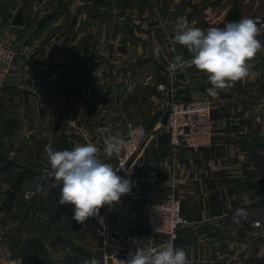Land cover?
<instances>
[{
    "label": "crops",
    "instance_id": "obj_1",
    "mask_svg": "<svg viewBox=\"0 0 264 264\" xmlns=\"http://www.w3.org/2000/svg\"><path fill=\"white\" fill-rule=\"evenodd\" d=\"M91 2L66 0L65 21H62L69 31L64 41H57L59 31L48 40L37 35L29 40L19 35L17 39L7 36L5 40L17 49L18 68L0 89L3 102L8 110L18 112L24 126L45 127L37 134L41 141H49L54 151L70 150L77 143L103 142L99 130L104 128L109 129L110 135H125L130 122L123 117V111L128 103L137 99L141 90L152 95L153 90L148 91L153 85L152 79L170 75L169 66L180 55L165 37L169 24L159 23L157 17L154 20L152 13L149 17L148 0L146 7L131 9L129 16H113L129 31L121 33L122 55H109L107 59L106 54L98 53L101 45L94 46L92 51L94 47L87 37L95 27L100 29V23L105 24L107 17L103 11L91 12ZM172 10L169 8L168 13ZM25 20L27 25V16ZM176 22L172 23L174 27ZM215 22L211 26L218 24ZM12 25L15 26L13 20ZM155 28L160 29V38L156 39L153 34L149 39V31ZM74 33L80 36L70 37ZM130 49L135 53L131 54ZM177 73L185 76L175 79L173 98L213 100L206 92L211 85L205 73L194 67L175 68ZM237 85L220 91L219 98L213 100V114L221 126L211 146L175 150L168 128L162 125L163 118L155 121L149 118V125L155 128L131 164L133 186L129 194L122 196L118 203L104 206L98 216L83 224L64 214L69 204L63 210L64 206L57 201L55 206L61 211V217L54 218V211L48 219L40 220V226L49 229L56 238L61 236L67 240L57 231L74 235L96 222L99 224L97 245L94 249H83L85 259L94 257L100 264H120V260L137 249L150 247L147 203L175 193L181 200L182 214L188 219L180 228L176 247L186 251L191 264H261L259 247L250 250V238L260 239L264 233L254 231L253 226L251 229L250 216L259 215L264 204V123L237 102V97L240 98L234 92ZM106 163L114 166L112 159ZM237 207L246 211L234 222L231 210ZM61 226L66 229H60ZM255 232L257 235H253ZM47 250L48 264H62L57 257L62 250L58 252L57 247L54 250L47 247ZM71 253L65 254L66 262L71 261ZM3 254L0 251L1 257ZM9 255L7 259L0 257V264L13 262Z\"/></svg>",
    "mask_w": 264,
    "mask_h": 264
},
{
    "label": "rangeland",
    "instance_id": "obj_2",
    "mask_svg": "<svg viewBox=\"0 0 264 264\" xmlns=\"http://www.w3.org/2000/svg\"><path fill=\"white\" fill-rule=\"evenodd\" d=\"M91 1L93 4H90V11H103L106 13L107 19L105 24L100 23V29L95 27L96 30L87 37L90 46L101 45L98 53L99 55L106 54L107 59L110 57L109 55H122L124 48L121 43L124 38L121 33L129 31L126 30L128 28L120 20L117 18L115 20L113 16L119 17L120 14L129 16L131 9L135 11L140 5L146 7V0ZM148 1L149 17L153 15L154 20L157 17L156 20L158 19L159 23L164 21L166 25L169 24V32L165 37L169 38L172 49L180 52L184 60L191 59L187 49L172 42L175 31L172 23L180 18H187L190 24L193 22L195 26L207 29L211 27V22L216 21L215 23L218 22V24L214 26L223 27L227 22L237 21L242 17H251L261 29L258 39L264 43V0ZM169 8L171 10L174 8V10L168 13ZM65 9L66 0H0V39L5 41L7 36L16 38L19 35V38L29 40L37 35L38 38L43 37L48 40L52 34L54 35L56 31H59L57 41H64L69 31L66 28V23L63 22L65 21ZM19 11L27 16V25L13 26L12 20ZM56 20L59 21L58 24H55ZM62 22L61 28L60 23ZM17 27H25V29L17 30L22 29ZM159 30L155 28L149 31V39H152L153 34L156 35H154L156 39L160 38ZM74 34H70V37L80 36L79 33ZM103 45L105 46L104 51ZM95 48H92V51ZM152 48L159 47L154 46ZM128 51L131 54L135 53L132 49ZM249 63L251 65L250 76L237 82L238 89H235L234 92L240 95V98L237 97V102L242 105L246 112L264 123V51L259 52ZM109 67L111 68V65ZM182 67L188 68L186 65L172 67L171 64L169 71L174 76L172 72H175V68L180 69ZM167 79H169V75L153 78V85L148 88V91L153 90V94L149 95L148 92L146 95L141 90L137 99L128 103L123 111V117L130 122L127 132L131 126H137L143 129L146 139L151 130L155 128L149 125V118L155 121L164 117L169 109V92H160L157 85L167 81ZM46 128L48 129V127ZM43 129H45L43 126H24L21 124L18 112L14 109L8 110L0 93V251L4 253V257H0L7 259L9 253L10 261L27 264V260H30L31 264H47L44 263V255L36 257L35 253L38 247L31 246L29 242L30 237H40L46 247H51L53 250L57 247L58 252L62 250L60 254H57L62 264L69 262V259L67 262L65 261L67 252H72L69 264H84L86 259L82 251L83 249L96 248L99 224L90 223L86 230L82 229L75 232L74 235L68 236L58 230L57 234L67 237L68 240L62 245L59 244L56 236L50 233L49 229L46 230V227L40 226V220L48 219L51 213L55 211V204L60 197V186L48 175L51 169L45 149L46 146L51 147V145L49 141H41L39 134H37L38 130ZM114 134L116 135V133ZM38 188L40 191L37 190ZM68 207L63 212L66 216L73 217V206L69 204ZM262 213L264 215V204L259 215L251 214L250 216L251 229L253 226L254 231H261L260 233H264V216ZM257 220L261 221L260 227L254 226V222ZM253 235H257V233L255 232ZM257 247H259L261 256L259 262L264 264V234L260 239L250 238V250H257Z\"/></svg>",
    "mask_w": 264,
    "mask_h": 264
},
{
    "label": "clouds",
    "instance_id": "obj_3",
    "mask_svg": "<svg viewBox=\"0 0 264 264\" xmlns=\"http://www.w3.org/2000/svg\"><path fill=\"white\" fill-rule=\"evenodd\" d=\"M260 34L261 29L251 17L207 29L180 18L172 42L186 48L191 59L185 61L182 55H177L172 67L186 65L205 73L211 85L206 92L213 100L218 99L220 91L229 90L250 76L249 62L264 51V43L258 39ZM99 132L107 156H119L125 150L126 141L122 137L108 134L107 128ZM136 135L142 136L143 129H137ZM45 151L51 169L48 175L60 186L59 203L73 206L72 219L78 224L98 216L101 208L118 203L132 190L133 182L117 174L120 168L99 158L95 143H77L70 150L61 151L46 146ZM245 211L241 207L232 209L233 221H238ZM84 264L100 261L93 257ZM120 264H191V261L184 249L163 245L159 249H137L120 260Z\"/></svg>",
    "mask_w": 264,
    "mask_h": 264
},
{
    "label": "built area",
    "instance_id": "obj_4",
    "mask_svg": "<svg viewBox=\"0 0 264 264\" xmlns=\"http://www.w3.org/2000/svg\"><path fill=\"white\" fill-rule=\"evenodd\" d=\"M17 49L15 46L0 39V89L8 84L16 72ZM169 75V79L160 82L157 88L160 92H169V114L166 127L170 134V143L175 150L182 147L199 149L213 144L214 135L221 126L213 114L214 101L208 98H192L188 100L175 99L172 88L175 81V72ZM137 126H131L122 137L126 141V148L119 156L109 157L104 152L103 142L97 143L98 156L106 162L114 160V168H120L118 175L127 179L131 178L130 167L144 144L145 136H137ZM130 161L131 164H130ZM146 221L149 230L150 247L159 249L163 245H172L180 237L182 224L188 219L182 214L181 200L175 193L162 195L151 199L146 205ZM254 226L260 227L261 221L254 222ZM161 238L157 241V238ZM9 264H21L13 261Z\"/></svg>",
    "mask_w": 264,
    "mask_h": 264
},
{
    "label": "trees",
    "instance_id": "obj_5",
    "mask_svg": "<svg viewBox=\"0 0 264 264\" xmlns=\"http://www.w3.org/2000/svg\"><path fill=\"white\" fill-rule=\"evenodd\" d=\"M58 203H59V199H58ZM60 205L64 206L63 207V210H64V208H65L66 205L65 204H60ZM55 209H56L55 210L56 211V215L54 214L55 215L54 218L61 217V215H62L61 211L58 210V208H55ZM71 224L74 225V226H78L75 222H71ZM60 229H66V227L61 226ZM56 239L61 244H65L67 242V240L64 239V238H62L61 236H58ZM29 242H30L31 246H33V247H36L37 246L38 247V249H36V253H35L36 254V257H40V256L42 257V255H44V263H47L48 264V262H49L48 261V250H47L46 245H44V243H43L44 241L42 239H40L39 237H36V238L30 237ZM26 263L31 264L30 260H27Z\"/></svg>",
    "mask_w": 264,
    "mask_h": 264
},
{
    "label": "water",
    "instance_id": "obj_6",
    "mask_svg": "<svg viewBox=\"0 0 264 264\" xmlns=\"http://www.w3.org/2000/svg\"><path fill=\"white\" fill-rule=\"evenodd\" d=\"M26 23L25 16L22 11H19L15 17L13 18V24L16 26H24ZM185 75L183 73H177L176 77L177 78H183ZM168 114H169V109L165 113L163 119H162V125L166 126L167 121H168ZM132 161H130L131 164Z\"/></svg>",
    "mask_w": 264,
    "mask_h": 264
}]
</instances>
